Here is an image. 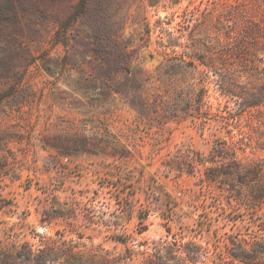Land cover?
<instances>
[{
    "label": "rangeland",
    "instance_id": "obj_1",
    "mask_svg": "<svg viewBox=\"0 0 264 264\" xmlns=\"http://www.w3.org/2000/svg\"><path fill=\"white\" fill-rule=\"evenodd\" d=\"M240 4L221 19L264 15ZM213 5L0 0V258L66 241L143 264L176 240L193 264H264V105L180 61L238 49Z\"/></svg>",
    "mask_w": 264,
    "mask_h": 264
},
{
    "label": "trees",
    "instance_id": "obj_2",
    "mask_svg": "<svg viewBox=\"0 0 264 264\" xmlns=\"http://www.w3.org/2000/svg\"><path fill=\"white\" fill-rule=\"evenodd\" d=\"M259 2L261 3L260 5L264 4V0H259ZM213 4L211 16L213 17L215 12L219 13L217 21L212 23V28L217 31L215 39H218L219 42L240 40L238 49L233 50L231 48L224 54L212 53L206 57V55H202L201 49L198 48L195 55L182 54L180 61L186 64L190 63L194 69L203 67L200 72L204 76V87L209 83L210 75L217 74L220 77L219 87L223 93L234 95L236 87L244 89L247 87L246 85H251V88L257 90V94L246 100L247 106L264 105V56H247L244 47L245 43H243L246 42V38H252L251 40L255 41L258 46L264 45V39H262L264 37V15L259 17L255 23L251 19V24H245L243 19L239 21L238 18H234V20L229 19L230 17L221 19L225 14H232L236 9L239 10L240 0H213ZM243 5L245 4L243 3L241 6ZM243 12L247 11L243 10ZM244 76L246 81L238 80V78ZM145 230L146 227L141 229L139 233ZM167 231L171 233L169 227H167ZM113 239L123 243L128 241L120 235L114 236ZM168 244L167 255L160 254L162 248L159 247L156 249V253L143 264H193L199 259L198 251L192 253L186 247L179 246L176 240L172 245ZM75 248L76 246L71 243L68 244L66 241L60 245L53 243L52 245L44 246L35 255H31L32 253L29 251H20L18 261L13 260L9 255L3 256L0 258V264H131L130 261L132 260V255L110 256L108 252L106 254L98 253L97 255L94 252L82 249L76 250ZM184 250L187 252L186 256L180 254ZM232 254L234 259L240 260L239 253Z\"/></svg>",
    "mask_w": 264,
    "mask_h": 264
}]
</instances>
